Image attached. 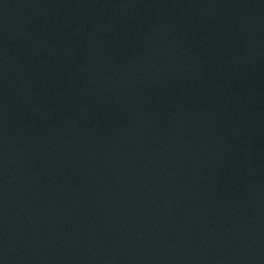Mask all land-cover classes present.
Returning <instances> with one entry per match:
<instances>
[{"label": "water", "instance_id": "1", "mask_svg": "<svg viewBox=\"0 0 264 264\" xmlns=\"http://www.w3.org/2000/svg\"><path fill=\"white\" fill-rule=\"evenodd\" d=\"M0 264H264V0H0Z\"/></svg>", "mask_w": 264, "mask_h": 264}]
</instances>
